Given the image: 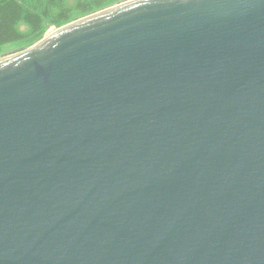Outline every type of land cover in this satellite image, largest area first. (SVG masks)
Segmentation results:
<instances>
[{
  "label": "water",
  "instance_id": "95a60500",
  "mask_svg": "<svg viewBox=\"0 0 264 264\" xmlns=\"http://www.w3.org/2000/svg\"><path fill=\"white\" fill-rule=\"evenodd\" d=\"M0 264H264V0H133L0 60Z\"/></svg>",
  "mask_w": 264,
  "mask_h": 264
},
{
  "label": "trees",
  "instance_id": "16d2710c",
  "mask_svg": "<svg viewBox=\"0 0 264 264\" xmlns=\"http://www.w3.org/2000/svg\"><path fill=\"white\" fill-rule=\"evenodd\" d=\"M127 0H0V56L28 49L59 29Z\"/></svg>",
  "mask_w": 264,
  "mask_h": 264
},
{
  "label": "rangeland",
  "instance_id": "374dc122",
  "mask_svg": "<svg viewBox=\"0 0 264 264\" xmlns=\"http://www.w3.org/2000/svg\"><path fill=\"white\" fill-rule=\"evenodd\" d=\"M129 1H133V0H127L126 2H129ZM126 2H124V3H126ZM123 4V3H122ZM108 9H110V8H108ZM107 10V9H106ZM55 28H49L48 29V31H47V34L45 35V36H47L52 30H54ZM44 36V37H45ZM40 42V41H39ZM37 44V43H36ZM36 44H34L33 46H31V47H34ZM31 47H29V48H31ZM28 48V49H29ZM25 50H27V49H25ZM25 50H23V49H13V48H9V49H7V50H5L4 51V53L0 56V60H2V59H5V58H7V57H10V56H12V55H15V54H17V53H20V52H22V51H25Z\"/></svg>",
  "mask_w": 264,
  "mask_h": 264
}]
</instances>
